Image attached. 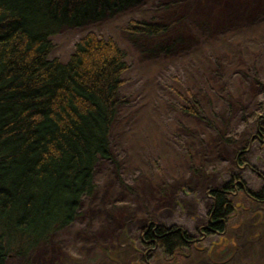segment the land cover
Returning <instances> with one entry per match:
<instances>
[{
  "label": "rangeland",
  "instance_id": "obj_1",
  "mask_svg": "<svg viewBox=\"0 0 264 264\" xmlns=\"http://www.w3.org/2000/svg\"><path fill=\"white\" fill-rule=\"evenodd\" d=\"M150 17L166 26L153 44L129 27ZM91 31L113 37L130 64L112 159L98 163L77 220L7 264H264V201L237 191L225 231L204 230L210 189L239 175L248 189L264 185V140L251 130L264 122V0H142L63 27L52 56L66 61ZM187 86L200 97L196 114L183 100ZM151 220L198 240L166 256L142 242Z\"/></svg>",
  "mask_w": 264,
  "mask_h": 264
},
{
  "label": "trees",
  "instance_id": "obj_2",
  "mask_svg": "<svg viewBox=\"0 0 264 264\" xmlns=\"http://www.w3.org/2000/svg\"><path fill=\"white\" fill-rule=\"evenodd\" d=\"M141 1L0 0V264L29 257L75 222L83 199L96 189L98 163L113 156L112 131L130 68L123 49L113 37L91 31L63 61L52 56V36ZM129 27L147 44L160 41L166 30L154 17ZM211 62L217 68V60ZM192 89L187 86L183 100L196 114L200 97ZM208 96L215 98L210 92L203 99ZM251 125L264 140V122ZM241 190L264 201V185L248 189L240 175L210 189L206 233L225 231L235 211L232 195ZM197 240L175 224L152 220L142 232L144 244L171 257Z\"/></svg>",
  "mask_w": 264,
  "mask_h": 264
}]
</instances>
